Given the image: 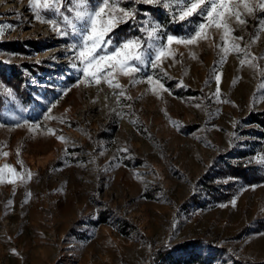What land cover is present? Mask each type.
I'll list each match as a JSON object with an SVG mask.
<instances>
[{
	"label": "rangeland",
	"instance_id": "rangeland-1",
	"mask_svg": "<svg viewBox=\"0 0 264 264\" xmlns=\"http://www.w3.org/2000/svg\"><path fill=\"white\" fill-rule=\"evenodd\" d=\"M72 3L63 0L61 11ZM119 6L136 16L109 33L113 43L140 37L152 59L140 31L147 21L177 37L205 23L199 15L180 21L176 0L167 9L142 0ZM243 18L232 33L245 38L242 48L258 27ZM126 25L127 36L115 34ZM0 27V169H15L0 173V264H264V179L244 183L221 172L227 160L264 167L260 154L237 158L255 140L249 115L264 111V75L241 67L242 53L221 61L214 44L222 42L207 29L211 39L168 45L157 68L134 74V86L118 75L113 84L122 88H112L78 81L67 51L76 41L36 20L28 0H0ZM250 51L264 56V32ZM254 63L264 68V60Z\"/></svg>",
	"mask_w": 264,
	"mask_h": 264
},
{
	"label": "snow or ice",
	"instance_id": "snow-or-ice-1",
	"mask_svg": "<svg viewBox=\"0 0 264 264\" xmlns=\"http://www.w3.org/2000/svg\"><path fill=\"white\" fill-rule=\"evenodd\" d=\"M119 2L120 0H98V3L93 7L90 5L89 0H73V3L62 12L63 0H28L29 10L36 20L51 25L58 36H71L76 41L67 46V51L72 53L69 57L71 67L80 71L83 75L84 80L82 81L78 77L80 82L98 86L104 81L109 87L122 88L118 82L113 84V80L118 75H122L131 77L130 83L134 86L139 82L134 74L140 73L144 66L157 68L158 62L166 54L168 45L173 43L197 45L201 40L211 39V33H208L207 29H214L215 34L222 42L214 44V47L218 49L221 61L229 51L242 53L243 58L239 60L241 67L247 65L259 74L264 75V68L258 63H254V61L264 60V56L257 57L252 55L250 51L252 45L259 39L261 32H264V18L256 17L257 10L264 12V0H176V5L180 10L178 16L180 21L193 15H199L205 23L199 24L193 35L177 37L168 34L161 36V25L158 22L147 21L140 31L146 32L150 41L148 47L155 53L154 59L149 58L146 52L141 50L140 37L129 38L119 44L113 43L109 33L119 24L125 23L129 19L134 20L136 16L134 9L122 8L119 6ZM142 2L161 5L166 9L171 6V0H142ZM241 6L243 12H241ZM43 10L51 12L53 18H43ZM244 15L258 19V27L257 31L244 43L242 48L239 42L244 41L245 38L243 36H233L232 33L237 28L243 29L246 26L247 20L243 18ZM5 27L12 29L13 26ZM4 34V29L0 27V37ZM228 41L232 42L231 49L224 46ZM108 49H111V51ZM163 75L167 76V73L163 72ZM210 79L217 82V90L214 96L219 97L221 75L214 71ZM147 81L151 84L153 75H148ZM156 83H160L159 79L156 80ZM160 88L163 89L164 85L160 84ZM164 90L167 91V89ZM6 92L8 95H12L10 89H6ZM114 95L119 100V97L124 96L125 92L121 90L119 93H114ZM127 99H131V97L128 96ZM197 106L199 107V105ZM128 107L131 106L128 105ZM50 111L51 109H48V112ZM49 118L48 114L45 113V119ZM24 123L27 124V121ZM16 126L19 127L20 125L17 124ZM233 126L235 127V124ZM56 138L62 141L65 140L63 136H57ZM122 151L126 152L127 149H122ZM2 154L5 157L8 156V152ZM261 162L264 163V160ZM20 163L22 165L23 162L20 161ZM4 169L15 172V169L9 164H4L3 168L0 169V173ZM17 178L21 184L26 183L24 175L17 174ZM30 178L31 174L29 173L27 179ZM6 182L15 184L16 180L8 179ZM3 183H5L4 177L0 175V184ZM232 205L235 206V200L232 201ZM220 206L226 207V205Z\"/></svg>",
	"mask_w": 264,
	"mask_h": 264
},
{
	"label": "trees",
	"instance_id": "trees-1",
	"mask_svg": "<svg viewBox=\"0 0 264 264\" xmlns=\"http://www.w3.org/2000/svg\"><path fill=\"white\" fill-rule=\"evenodd\" d=\"M126 28L119 27L115 30L116 35H128ZM248 121L251 124H254L255 127L249 130L250 134L255 138L253 143L250 144L251 148L248 151L246 150H240L238 152V159H244L250 155H253L254 153L260 154L261 159L264 160V111L258 112V113H251L248 117ZM264 167H257L253 166L251 164H246L244 161L239 162H231L226 161L223 165V168L221 172H224L230 177L231 179H234L235 181H242L244 183L248 182H260L264 179L263 176V170ZM262 172V173H261ZM205 182V188L211 187L209 189V192L211 193L215 189V184L213 181V177H207ZM233 185H235L234 182H232ZM231 183H228L230 185ZM228 187V186H227ZM166 252V249L162 251V254Z\"/></svg>",
	"mask_w": 264,
	"mask_h": 264
}]
</instances>
